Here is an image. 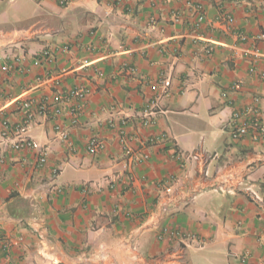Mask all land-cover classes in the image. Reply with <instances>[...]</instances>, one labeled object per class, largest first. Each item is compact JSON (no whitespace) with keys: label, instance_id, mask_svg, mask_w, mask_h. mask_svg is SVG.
<instances>
[{"label":"crops","instance_id":"1","mask_svg":"<svg viewBox=\"0 0 264 264\" xmlns=\"http://www.w3.org/2000/svg\"><path fill=\"white\" fill-rule=\"evenodd\" d=\"M262 73L264 0H0V134L90 90L0 146V264H264Z\"/></svg>","mask_w":264,"mask_h":264},{"label":"built area","instance_id":"2","mask_svg":"<svg viewBox=\"0 0 264 264\" xmlns=\"http://www.w3.org/2000/svg\"><path fill=\"white\" fill-rule=\"evenodd\" d=\"M92 2L96 3L97 0H91ZM65 1H61L60 4L64 5ZM201 20V19H199ZM40 58L46 62L50 63L52 61V56L50 52L47 49H44L40 53ZM68 69H64L60 71L61 75H65L67 73ZM259 78L264 81V73L260 74ZM166 86V85H164ZM237 86V84H235ZM90 94V90L88 88L78 86L76 88H73L67 97L61 95V94H55L52 96V98H44L41 101H34L31 99H27L22 101L20 104V108L25 110V114L23 116L22 122L17 125L13 130H10L7 123H3V131L0 134V146H10L12 150H21V149H28L33 148L34 145L32 141L28 138L22 137V134L27 130V128L30 127V125L34 122L36 118H43L48 117V115H58L59 107L67 101L71 100L72 103L71 109H70V116H71V124L74 126L78 123V118L81 111V103L84 102V100L88 97ZM159 97H156L154 102L148 105V107H154L157 106V101ZM250 108L246 110V112H250ZM243 115V112H234L232 115V119L234 121L239 120ZM55 133L59 136L60 140L63 142H68V134L64 130L60 128V126H54ZM13 135L14 138L18 139L16 142H12V137L10 135ZM247 134L246 127L244 126H234L230 128V134L229 137L232 141H238L241 138H243ZM105 151V144L102 140H100L97 137H92L86 144V152L90 155H94L97 153H101ZM38 159H37V165L39 167H43L47 162V151L45 149H38ZM133 155V154H132ZM148 158L147 155H142L141 159L146 160ZM52 175L55 177L59 170L53 169ZM115 181H111L108 185L112 189L114 187ZM253 200L257 203H261L262 200L259 199L256 194L252 193ZM38 237L40 239L43 238L42 231H37ZM170 233L172 235H175L173 232H170L169 229H163L162 234ZM159 238H162V235L159 236ZM193 239V238H192ZM195 245L199 247V242H195ZM242 264H249L244 259L240 260Z\"/></svg>","mask_w":264,"mask_h":264},{"label":"trees","instance_id":"3","mask_svg":"<svg viewBox=\"0 0 264 264\" xmlns=\"http://www.w3.org/2000/svg\"><path fill=\"white\" fill-rule=\"evenodd\" d=\"M23 110V109H22ZM24 111V114H25V110H23ZM24 116V115H23Z\"/></svg>","mask_w":264,"mask_h":264}]
</instances>
